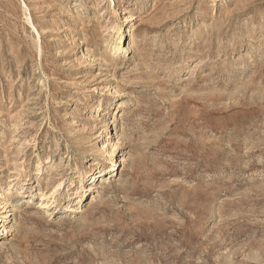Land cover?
<instances>
[{
  "label": "rangeland",
  "instance_id": "1",
  "mask_svg": "<svg viewBox=\"0 0 264 264\" xmlns=\"http://www.w3.org/2000/svg\"><path fill=\"white\" fill-rule=\"evenodd\" d=\"M3 211L0 264H264V0H0Z\"/></svg>",
  "mask_w": 264,
  "mask_h": 264
},
{
  "label": "bare ground",
  "instance_id": "2",
  "mask_svg": "<svg viewBox=\"0 0 264 264\" xmlns=\"http://www.w3.org/2000/svg\"><path fill=\"white\" fill-rule=\"evenodd\" d=\"M126 20L124 22H127L128 21V17L125 18ZM127 27V25L125 26ZM124 31V30H123ZM127 30H125L126 32ZM131 31V30H130ZM120 36V35H119ZM109 127V126H107ZM113 137V133L109 132L108 134V138H106L105 140H103V142H106L107 140L109 139H112ZM109 153V152H108ZM110 154V153H109ZM111 162V161H110ZM121 161L119 160V158H117L116 155H114V157L112 158V166L108 167V168H97L95 169L93 172L91 173H87L84 178L88 175V179L85 180V181H93V180H96L98 178H101L102 176H104L105 174H108V173H111L113 172L117 165L120 163ZM110 163V165H111ZM72 192V191H70ZM75 198V197H74ZM72 200V199H71ZM75 200V199H74ZM3 213L5 215H3L4 219H1L0 221H4L5 224H9V220L8 218L11 217L13 215V213L11 211H3ZM3 225L0 227V238L1 237H4L7 235V238L9 237V234H10V230H9V225L6 226V225Z\"/></svg>",
  "mask_w": 264,
  "mask_h": 264
}]
</instances>
